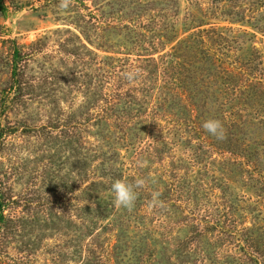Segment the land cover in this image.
<instances>
[{
  "label": "rangeland",
  "instance_id": "1",
  "mask_svg": "<svg viewBox=\"0 0 264 264\" xmlns=\"http://www.w3.org/2000/svg\"><path fill=\"white\" fill-rule=\"evenodd\" d=\"M60 3L0 0V264H264V0Z\"/></svg>",
  "mask_w": 264,
  "mask_h": 264
},
{
  "label": "clouds",
  "instance_id": "2",
  "mask_svg": "<svg viewBox=\"0 0 264 264\" xmlns=\"http://www.w3.org/2000/svg\"><path fill=\"white\" fill-rule=\"evenodd\" d=\"M60 8L68 7V0H61ZM138 77V73H127L125 78L130 82H134ZM202 127L211 135L217 139L224 138V128L222 123L217 119H208L203 122ZM144 185L143 179H137L135 184L126 182L125 180H115L111 184V192L113 193V203L117 207L130 209L134 206V202L137 198L135 188L142 187ZM156 198L152 201L153 204L158 202L159 193L155 194ZM83 206V205H82Z\"/></svg>",
  "mask_w": 264,
  "mask_h": 264
},
{
  "label": "trees",
  "instance_id": "3",
  "mask_svg": "<svg viewBox=\"0 0 264 264\" xmlns=\"http://www.w3.org/2000/svg\"><path fill=\"white\" fill-rule=\"evenodd\" d=\"M11 53L12 54L7 58L8 59V66L11 67V72H14L15 73V71H16L15 69L17 68V64H16L17 62H16L15 59H18L19 58L17 56L18 55V51L16 49H14ZM8 99L9 98H6V101ZM14 100H15V98H14ZM6 101L3 98L0 99V119H1V117H4L7 114V112H6L7 111V108L11 106V104L13 102V99L10 100V105L7 104ZM3 137H4V130L0 127V144H1V141L3 140Z\"/></svg>",
  "mask_w": 264,
  "mask_h": 264
}]
</instances>
